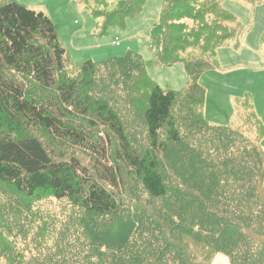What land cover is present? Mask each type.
<instances>
[{"label":"trees","instance_id":"1","mask_svg":"<svg viewBox=\"0 0 264 264\" xmlns=\"http://www.w3.org/2000/svg\"><path fill=\"white\" fill-rule=\"evenodd\" d=\"M147 1L97 11L103 33ZM224 1L164 0L150 42L160 64H183L176 91L131 50L75 70L48 16L0 0V264H264V124L248 98L212 125L199 83L240 29ZM106 80L141 106V151Z\"/></svg>","mask_w":264,"mask_h":264},{"label":"rangeland","instance_id":"2","mask_svg":"<svg viewBox=\"0 0 264 264\" xmlns=\"http://www.w3.org/2000/svg\"><path fill=\"white\" fill-rule=\"evenodd\" d=\"M123 1L128 0H17L37 13H44L57 26L59 41L75 70L88 59L100 62L109 56H123L131 50L148 63V74L163 89H187L190 80L183 64H160L151 47L150 32L152 25L159 22L164 0H148L142 13L127 19L124 28L113 26L103 33V18L95 13L112 12ZM222 7L238 19L240 29L235 39L228 40L217 50L216 56L207 58L212 68L199 80L206 91L205 118L214 126L234 123L240 105L248 98L255 108L251 96L254 92L263 106L259 109L262 118L254 110L264 124V4L253 6L242 0H225ZM190 53L201 55L199 50H190L187 54ZM99 75L108 78L104 68ZM106 81H100L99 90L108 86L106 93L119 110L135 147L141 151L147 142L146 128L136 112H140L141 106L127 97L125 84ZM262 146L264 148V140ZM51 207L48 205L46 209ZM52 245L53 240H50L49 246ZM212 264H229V261L226 255L219 253Z\"/></svg>","mask_w":264,"mask_h":264},{"label":"crops","instance_id":"3","mask_svg":"<svg viewBox=\"0 0 264 264\" xmlns=\"http://www.w3.org/2000/svg\"><path fill=\"white\" fill-rule=\"evenodd\" d=\"M262 69H264V67ZM251 96H253V98H254V105H255L254 109H256L259 117L262 118L261 115H260V110L259 109H260V107H261V109H263V106L261 105L260 100H258V97L256 96V94L254 95V92H253V94Z\"/></svg>","mask_w":264,"mask_h":264}]
</instances>
